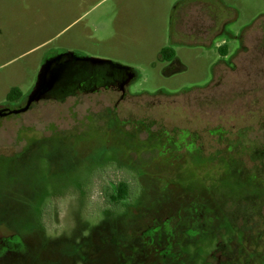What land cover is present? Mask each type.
<instances>
[{
  "label": "rangeland",
  "instance_id": "obj_1",
  "mask_svg": "<svg viewBox=\"0 0 264 264\" xmlns=\"http://www.w3.org/2000/svg\"><path fill=\"white\" fill-rule=\"evenodd\" d=\"M178 2L0 0V106L14 88L22 98L12 105L25 103L45 62L59 53L137 76L119 102L120 92L104 87L0 120V264H149L154 251L140 233L156 227V218L163 224L180 216L194 230L205 220L209 236L183 249L212 264L207 255L220 230L230 229L225 238L233 240L239 220L264 229V185L253 182L264 168L245 169L214 151L156 155L167 130H183L188 121L193 133H205V149L225 148L218 130L234 140L238 127L223 118L235 116L242 88L264 97V57L249 44L237 57L244 61L225 56L238 38L263 35L264 0H231L234 8H174ZM148 118L167 130L150 125L143 132ZM257 127L264 143V125ZM120 170L138 187L116 202L110 195L118 181L131 179ZM162 237L165 246L169 238ZM235 244H227L232 262Z\"/></svg>",
  "mask_w": 264,
  "mask_h": 264
},
{
  "label": "flooded vegetation",
  "instance_id": "obj_2",
  "mask_svg": "<svg viewBox=\"0 0 264 264\" xmlns=\"http://www.w3.org/2000/svg\"><path fill=\"white\" fill-rule=\"evenodd\" d=\"M188 0H180V2L175 4L174 8L187 7ZM205 8H234L231 4V0H205ZM215 21V20H213ZM262 36L251 38L248 42L246 39L241 40L238 38L236 44L238 45L235 52L231 54H226L229 58H232L233 61L237 60L238 62L242 59H237L238 56L241 55L242 51L250 49L247 44L251 46L254 54L258 57H264V25L259 28ZM230 49L226 47V50ZM250 49V50H251ZM61 54V53H59ZM57 54V55H59ZM55 55V56H57ZM53 56V57H55ZM244 61V58L242 59ZM108 67V66H107ZM100 73H96L92 75L87 81L83 82L81 87L78 88L74 94L66 97L64 100L59 101L60 103L66 102L69 98L77 97L79 95H88L98 93L102 88H115L117 92H120L119 101L125 99L127 93L126 88L123 86V82L125 80V73L120 71H113L110 67L106 68V70H99ZM224 71H228L224 69ZM115 72L114 77H109L105 79V76L108 74ZM113 80H109L112 79ZM252 83L255 78H250ZM111 81V82H110ZM13 90V89H12ZM11 90V91H12ZM242 94L240 95V99L237 101L235 109L236 114L233 118L225 119L224 121H232L234 125L238 127V131L235 133V138L233 141L228 140V129L222 128L218 130V139L219 143L224 144L225 148H211L210 150L205 149V133L202 132H194L189 127V124L193 126L189 121L186 122L187 126L185 129L180 130L179 127H176L173 132L167 130L163 127V123H159L156 120L150 119L153 122L148 123V130L143 132H149L151 129L150 125H161L165 130L169 132L168 139L165 138L164 146L162 149H158L156 155H167V152L170 150L175 151V154H179L180 156H188L194 153H200L201 155H205L209 152H217L223 155H229L236 157L237 163L242 165L245 169H251L255 166L258 168H264V158L259 159V155L264 153V143L260 142V138H258V127L257 125H264V97L261 95V91L256 89L255 87H243L240 91ZM11 93V92H10ZM20 99L10 100L8 99V103L6 105L0 106V110L5 109H19L25 106V103L22 105L15 107L12 105L13 102L19 101ZM54 100V99H51ZM48 101V100H44ZM42 102V101H41ZM40 103V102H38ZM37 104V103H36ZM35 105V104H34ZM34 105L30 108V110L34 107ZM117 106V105H116ZM29 110V111H30ZM27 111V112H29ZM25 112V113H27ZM21 113V114H25ZM18 114V115H21ZM15 115V114H11ZM1 117L0 120L7 118ZM226 123V122H225ZM224 123V124H225ZM223 124V123H222ZM261 133L264 132V128H260ZM213 134V133H212ZM264 136V135H263ZM218 143V144H219ZM243 157H250V160L247 161ZM249 163V165H248ZM124 178L129 176L131 179H123L119 180L116 188H130L134 183V186L138 187L136 184L137 180H134V177L131 174L126 173V171H119ZM257 174L254 176L253 182L257 185V182L260 181L264 185V179L262 178V174L264 169L256 170ZM249 173V172H247ZM246 174V173H245ZM253 174V173H252ZM236 178H238L236 176ZM247 178L244 176V179ZM242 181V179H240ZM113 199V197H111ZM128 198V196H127ZM114 200V199H113ZM114 202V201H113ZM180 216V215H178ZM264 219V216H262ZM261 220V218H259ZM158 224L154 228H150L147 231H143L140 233L139 237L143 241V243L148 246L150 249L152 248L154 251V259L152 262H148L149 264H209V260L207 261L205 258L202 262H198L197 260H193L191 256L183 249V247H187L188 244H193L195 241H199L201 238L205 240L206 237L209 236V229L205 228V220L202 223V228H197L198 230L191 229L189 224H182V217L177 218H169L165 223L162 224L159 219ZM171 220V221H169ZM257 221V219L255 220ZM255 227L246 228L240 226V220L238 224H235L234 234L235 238L232 240L231 237H226L228 232H231L230 229H222L216 233L215 240H217L216 246L211 253L207 255V259L212 256V259L217 260L216 264H264V246L261 244L264 241V229L258 228L257 223L253 224ZM134 226V225H133ZM132 226V227H133ZM183 226L185 228H179ZM192 227V226H191ZM200 232V233H199ZM166 235L168 237V244L162 246V236ZM246 237V239H244ZM217 238V239H216ZM194 240V241H193ZM167 241V240H166ZM231 241L236 242L234 245L235 255L234 261H231V256L227 253L228 248L230 246L227 244ZM245 241H248L247 244H244ZM150 245V246H149ZM205 248V247H204ZM178 252V253H177ZM181 255L189 256V258L183 257ZM191 261V262H188ZM213 261L212 264H215ZM134 264V263H132Z\"/></svg>",
  "mask_w": 264,
  "mask_h": 264
},
{
  "label": "water",
  "instance_id": "obj_3",
  "mask_svg": "<svg viewBox=\"0 0 264 264\" xmlns=\"http://www.w3.org/2000/svg\"><path fill=\"white\" fill-rule=\"evenodd\" d=\"M107 66L113 71L125 73L124 87L137 77L128 68L108 61L83 58L70 52L51 57L43 65L37 84L28 96L25 106L14 110H0V118L11 114L18 115L25 113L34 104L44 100L54 99L62 101L66 97L74 94L81 87L82 83L87 81L92 75L100 73L99 70H106L108 68ZM114 73L108 74V76H105V79L114 77ZM109 80L112 81L113 78Z\"/></svg>",
  "mask_w": 264,
  "mask_h": 264
},
{
  "label": "trees",
  "instance_id": "obj_4",
  "mask_svg": "<svg viewBox=\"0 0 264 264\" xmlns=\"http://www.w3.org/2000/svg\"><path fill=\"white\" fill-rule=\"evenodd\" d=\"M166 52L164 50L163 54ZM166 55V54H165ZM22 98V94L19 89L14 88L11 93L9 94L10 100L20 99ZM129 188H119L116 193H113L110 195V197H113V199L118 202V200H121L123 197H126L128 195Z\"/></svg>",
  "mask_w": 264,
  "mask_h": 264
},
{
  "label": "crops",
  "instance_id": "obj_5",
  "mask_svg": "<svg viewBox=\"0 0 264 264\" xmlns=\"http://www.w3.org/2000/svg\"><path fill=\"white\" fill-rule=\"evenodd\" d=\"M195 4H203L205 5V0H188V6L182 8H193Z\"/></svg>",
  "mask_w": 264,
  "mask_h": 264
}]
</instances>
